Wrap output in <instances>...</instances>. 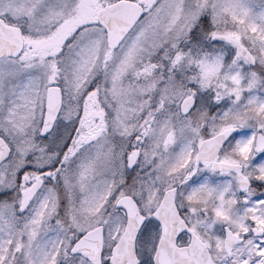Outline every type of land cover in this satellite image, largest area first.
I'll return each mask as SVG.
<instances>
[{
    "label": "snow or ice",
    "instance_id": "snow-or-ice-1",
    "mask_svg": "<svg viewBox=\"0 0 264 264\" xmlns=\"http://www.w3.org/2000/svg\"><path fill=\"white\" fill-rule=\"evenodd\" d=\"M0 264H264V0H0Z\"/></svg>",
    "mask_w": 264,
    "mask_h": 264
}]
</instances>
